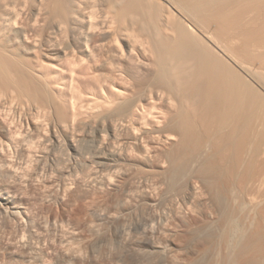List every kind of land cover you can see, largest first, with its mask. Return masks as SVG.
Listing matches in <instances>:
<instances>
[{
	"label": "bare ground",
	"instance_id": "1",
	"mask_svg": "<svg viewBox=\"0 0 264 264\" xmlns=\"http://www.w3.org/2000/svg\"><path fill=\"white\" fill-rule=\"evenodd\" d=\"M225 1L0 0V176L39 151L57 178L29 264L97 262L81 184L130 264H264V24ZM16 197L3 217L27 214Z\"/></svg>",
	"mask_w": 264,
	"mask_h": 264
},
{
	"label": "rangeland",
	"instance_id": "2",
	"mask_svg": "<svg viewBox=\"0 0 264 264\" xmlns=\"http://www.w3.org/2000/svg\"><path fill=\"white\" fill-rule=\"evenodd\" d=\"M235 1L236 0H227V1H225V3L223 4V11H226L229 14L232 12V14H233L234 11L237 10V13L235 12L236 14H233L232 16L233 17L236 16L235 18H237V16L239 15L238 17L240 19H242V20L237 19L238 22H242V21H244L245 23H252V22H254L255 23L254 25L260 24V26H263L262 24H264V11L262 13L261 12V9H260V6L257 5L259 3L258 0L256 2H254V1L252 2V1H249V0H246V1L244 0L243 3H240L238 6H237V3ZM260 2H264V0H261ZM254 4H256V6ZM242 8H243V10L245 9V11H242ZM239 12L240 13L242 12V13L239 14ZM254 28L255 27H253V31L257 32L258 31L257 30L258 28H256V29H254ZM251 33H252V31H251ZM238 42H239L240 45H242L240 41H238ZM238 48L244 49L243 46H239ZM251 50H252V48H251ZM251 50L248 49V52H246L245 57L242 58V59L244 60V62H246V63H248V64H250L252 66H258L259 65L258 64L259 63L258 62L259 59L256 58L254 56V54L252 53V52H254L253 51L254 49L252 50V52H251ZM260 61L264 64V59H260ZM34 152H35V150L32 151V153H34ZM38 152L39 151L35 152L34 154H30V157H27L26 158L27 161L29 159H31V160L28 161L29 163L26 162V165H24L25 167L23 165H21L22 167L20 166V168H19V165H16L17 162L15 163L16 158L11 157L13 155H11L9 153L6 154V159H7V156L10 155V156H8V159L9 160L8 159L7 160L10 161V162H8V163H10V165L9 164L8 165L10 167H12V168L9 171L11 172L13 169L14 170H13V173H11L12 175L11 174L7 175L8 177L7 176H5V177L4 176H0V194L2 192L6 191V192L12 193L15 196H17L16 197L17 200L22 204V206L24 208H26L25 209V212L27 214H24V216L22 217L23 219L22 218H19L18 219L17 217L15 218V217H12V216H4L3 217L2 214H1V212H0V264H29V262H27V260H28V256L27 255H28V253H26V251H27L26 249H28V248H26V247H29V245L31 246V244L32 245L34 244L35 249H38L36 247H39V248L41 247V248H44L46 250L50 246L49 244L52 245V243H53V242L51 243L50 239H52V238H50V237H53L55 233L54 232L51 233L50 231L47 230L48 229L47 228V225H46V218H47L46 216H47V214L45 213V211L43 210V208L49 207V208L53 209L54 212L56 210H60L59 209V205L55 202V200L53 198V195L54 194L51 195V193H53L52 190L53 191L55 190V187L53 185L55 184V181L57 180V178H56V175H53L54 174L53 172L51 173L50 170L48 172V169L47 168H49V166H48V164H49L48 162L49 161H48V159L45 158V156H43L44 155L43 152H39V153ZM36 154H37V157H36ZM68 154H72V152H70ZM11 158H13L15 161L13 159H11ZM38 161L40 162L39 164H38ZM43 161H44L45 164H43ZM35 162H36V164H35ZM14 164H15L16 168L14 167ZM37 164H38V167L39 168L37 167ZM40 167H41V170H40ZM42 167L44 169H46V170H44L43 173H42V170H43ZM34 168H36V169H34ZM37 168H38V170H40V171H38L39 172V175H41V176H38L39 178L38 177L37 178L34 177V173L36 172ZM32 170H34L33 171L34 173H32ZM48 173L50 174V176H49ZM0 174H2V173L0 172ZM14 175L16 177H14ZM24 175L25 176L27 175V177H25ZM30 176L32 178H30ZM48 176H49L51 182L49 181V179H47ZM40 177H42L44 179H42ZM34 178H35V180H34ZM46 182H47V184H46ZM51 183H52V186L54 187L52 189L49 188V186H50L49 184H51ZM47 185H49V186H47ZM90 189H91L90 187L88 188V187H86L85 185H82V184H81V186H79L80 200H79V202L76 205L78 206V208L82 209L83 212L87 213V215L89 214L88 215V219H90V220L92 219L93 220V223H95L94 225H96L95 226V229H96L97 226H99V232H96V233L93 232L95 234H92L91 233L92 236L90 235V233L88 231H86V232L85 231L80 232L79 235L82 234L81 236L84 237L83 238L84 241L82 240L83 242H81V241L79 242L80 244L82 243V245H80V246H82L81 248L84 250V253H82V254L85 255L86 252H88V254L90 253L89 255H91L92 260L95 259L94 260V263H95V261H97L99 264H113V263H117V262L119 264H125V263L126 264H130V263H132L134 261V259H135V256L130 255V253L127 251L128 249H127V246L126 245H125L126 248L120 250V247H119V249H118V246L119 245H117V243H115L114 240H113L112 229H111L112 227H109L108 228V223H105L103 221H100V222H103V223H101L99 225L100 222L97 219V217L99 215V211H97L96 208L92 207L93 205H91V202H90V193L92 192V189L91 190ZM112 198L113 197H111V199ZM113 201H114V199L112 201H110L111 202V205H109L110 207L111 206L112 207L114 206L113 205L114 204ZM73 206L64 207L63 213L65 214V217H66V215L69 212H71V210L73 208H76L77 207V206H74V207ZM104 212L106 213V211H103L101 214H103ZM93 214H94V216H93ZM25 215H26V217H25ZM129 218H132V219H129ZM129 218H128V220L130 222L131 221L133 222V219H134L133 214ZM21 219H22L23 222L22 221L21 222L19 221ZM25 222L28 223V224L29 223L31 224V226H30V224L29 225L26 224L25 225L26 228L27 227H32L31 230L33 231V233L34 232L37 233V235H34L35 233L33 234V237L34 238L37 236L35 239L33 237H31V239H27V237L24 236V234H22V232H21L22 229L21 228L24 226L23 223L25 224ZM130 222H128V223H130ZM96 223H98V225ZM70 224H71V222H70ZM70 224H68L69 226H67V225H66V227L64 226V232H63L64 235L67 233L68 230H69V233H70V229H71V225H72V224L71 225ZM130 224L132 225V223H130ZM42 226H43V228H42ZM44 226H46V227H44ZM36 227L37 228L38 227L42 228L40 230V232L38 231V229H36ZM67 227H68V229L65 232V229ZM33 228L36 231L33 230ZM43 229H44V231H43ZM45 229L48 232H46ZM107 229H110V230H107ZM26 230H30V228H27ZM101 230H103V231H101ZM96 231H98V230L96 229ZM39 233L41 234V236H40ZM98 234H100V235H98ZM93 235H95V236L93 237ZM130 236L132 237V234H130L129 237ZM99 237H100V239H99ZM136 237H138V236H135V239H136ZM42 238H43V240H42ZM86 239H87V241H86ZM97 239H98V241H97ZM132 239H133V237H132ZM135 239H133L134 241L132 240L133 242L131 241L132 243H130V241H127L128 244H130V245L133 244L132 246H129L128 247L129 249L136 247V245H137L136 243L137 242H135ZM110 240H113V242L110 241ZM137 240L140 241L141 240V236ZM102 241H103V243H102ZM28 243H31V244H28ZM127 243H125V244H127ZM134 243H135V245H134ZM112 245H114V246H112ZM115 245L117 246V248H116ZM31 247H33V246H31ZM112 247L113 248L115 247V251H114V249ZM85 250H86V252H85ZM126 251L129 253V255L126 253ZM121 254H122V256H121ZM125 256H127V257L124 258ZM51 257L54 260V258H55L54 255H51ZM52 259H51V261L53 263L54 261ZM124 259H126V260H124ZM97 262L95 264H97ZM86 263L87 262H85V264Z\"/></svg>",
	"mask_w": 264,
	"mask_h": 264
}]
</instances>
